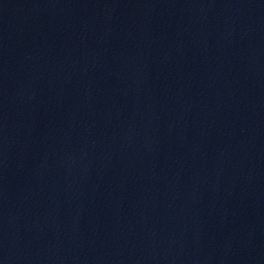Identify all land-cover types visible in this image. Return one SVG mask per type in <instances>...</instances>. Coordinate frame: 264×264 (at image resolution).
<instances>
[{
	"label": "water",
	"instance_id": "1",
	"mask_svg": "<svg viewBox=\"0 0 264 264\" xmlns=\"http://www.w3.org/2000/svg\"><path fill=\"white\" fill-rule=\"evenodd\" d=\"M0 264H264V0H0Z\"/></svg>",
	"mask_w": 264,
	"mask_h": 264
}]
</instances>
